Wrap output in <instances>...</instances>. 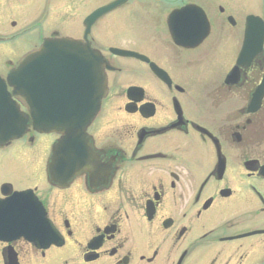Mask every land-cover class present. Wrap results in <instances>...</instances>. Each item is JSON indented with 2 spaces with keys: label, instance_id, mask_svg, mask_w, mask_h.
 Masks as SVG:
<instances>
[{
  "label": "flooded vegetation",
  "instance_id": "af4514ba",
  "mask_svg": "<svg viewBox=\"0 0 264 264\" xmlns=\"http://www.w3.org/2000/svg\"><path fill=\"white\" fill-rule=\"evenodd\" d=\"M36 1L0 0V78L47 38L78 46L58 55L59 85L43 64L14 121L22 134L0 142V200L29 196L26 236L0 238V264H264V39L242 65L240 50L227 67L222 54L248 16L264 21V0H87L82 18L85 0H57L74 30L46 36ZM91 50L108 65L94 116L67 79L95 70Z\"/></svg>",
  "mask_w": 264,
  "mask_h": 264
},
{
  "label": "water",
  "instance_id": "95a60500",
  "mask_svg": "<svg viewBox=\"0 0 264 264\" xmlns=\"http://www.w3.org/2000/svg\"><path fill=\"white\" fill-rule=\"evenodd\" d=\"M193 6H187V8H190ZM99 12H96L92 15L91 20L97 16ZM180 12L175 13L176 16L179 15ZM259 29H264V22L259 18L255 16H249L247 20V26H246V32H245V41L243 45V49L240 54V58L242 55H246L248 53L253 54L255 49L251 51L254 47L260 48L262 43L261 35L258 36L257 31ZM256 37L257 41L253 43V39ZM202 37H200L201 39ZM74 45L69 38H49L44 41V43L39 47L38 49L33 50L32 52L28 53L27 55H24L15 65V67L10 71L8 76V84L13 86L15 88L13 94L21 101L23 104L26 103L25 99V87L27 86V79L29 75V65L31 62L39 61L40 63L46 62V56L47 59H53V62H57V55L60 53L61 48L66 46H72ZM96 54H100L98 51H96ZM101 60L97 58L95 60L96 64H99ZM58 77V75L56 74ZM76 84V83H74ZM0 86L5 87L6 84L0 79ZM90 90H91V96L94 98L95 101V112L98 111L99 105L101 102V99L106 95L107 93V76L104 70L101 68L96 67L95 72L92 71L90 75ZM14 105V104H13ZM10 110L14 113H12L10 116L12 118L17 117L16 106H12ZM14 133H11L7 135V137L14 136ZM25 196H17L15 199L7 200V206H13L15 204L22 205L23 208H25L23 199ZM26 212V211H25ZM24 210H16L14 211L15 216H20L22 218V215H24ZM19 221L10 222L9 226L7 225V221L0 222V231L1 230H11V229H18V230H24V228L21 227V225L14 226L13 224H18ZM0 238H5L0 235Z\"/></svg>",
  "mask_w": 264,
  "mask_h": 264
},
{
  "label": "rangeland",
  "instance_id": "374dc122",
  "mask_svg": "<svg viewBox=\"0 0 264 264\" xmlns=\"http://www.w3.org/2000/svg\"><path fill=\"white\" fill-rule=\"evenodd\" d=\"M42 2L43 0H37L36 4L38 6L39 2ZM57 0H46L48 11L45 12V15L47 16V31L44 30L43 34L46 36L50 34L51 31L55 30L56 28L60 29L61 34H71L74 30L72 24L65 18L62 17V8H58L56 3ZM86 2H83L80 7V18H82L87 12L89 8V2L85 0ZM96 2L98 0H95ZM40 11H32V20L34 18H37L41 12V8L39 9ZM44 11L42 10V14L44 15ZM130 31L127 34V37L129 38L128 35L134 36V38H139L140 33L136 29H129ZM242 46V42L239 41L235 44H230L226 43L223 45L222 49V54H223V60H224V66H228V64L232 61V59L235 57V55L238 53Z\"/></svg>",
  "mask_w": 264,
  "mask_h": 264
}]
</instances>
